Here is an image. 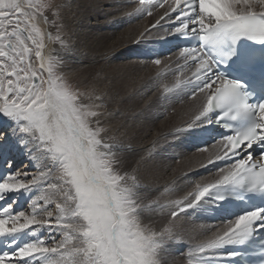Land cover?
<instances>
[{"label": "snow or ice", "instance_id": "obj_1", "mask_svg": "<svg viewBox=\"0 0 264 264\" xmlns=\"http://www.w3.org/2000/svg\"><path fill=\"white\" fill-rule=\"evenodd\" d=\"M166 2L161 0L159 7L164 8ZM143 6L144 0H140L137 11ZM64 7L55 0H27L26 4L23 0H0V114L16 123L21 143L31 142L41 165L31 179H17L21 176L17 172L0 182V201L8 193L43 188L31 201L30 213H15L12 205L0 210L5 214L0 218V237L41 228L63 236L59 241L51 237L52 246L41 240L2 254L0 264H163L166 246L182 235V214L197 208L210 192L236 186L264 193V153L257 158L251 154L255 146L264 148V103L251 109L239 91L242 85L214 74L213 61L202 48L179 51L178 59L185 64L191 61L195 67L193 76L198 83L191 96L205 94L194 109L190 129L211 122L209 116L218 108L224 109L221 119L252 115L254 122L220 140L223 151L215 154V159L210 156L208 164L226 160L230 165L217 170L214 182L197 183L182 199L173 201L168 216L154 228V222L146 218L152 209L144 201L137 175L127 171L120 158L131 145L118 136L110 137L113 142L109 143L101 135L106 129L99 126V117L108 102L117 98L93 89L88 94L92 104L78 103L84 93L58 74L54 68L58 62L43 54L45 34L37 22H48L44 15L48 10H54L53 16L60 19ZM67 7L70 10L71 4ZM147 14L151 15V10ZM165 17L174 25L168 35L196 36L205 45L223 37H247L264 43V0H171L160 19ZM159 23L157 20L153 27ZM57 39L65 50L73 51L71 37L69 41ZM178 87L179 82L166 85L164 91ZM136 90L132 88L129 96ZM4 138L0 133V141ZM152 203L159 205L158 200ZM226 225L213 237L195 243L188 256H199L198 264H202L218 249L243 244L254 232L264 230V209L248 212ZM236 255L231 253L228 258Z\"/></svg>", "mask_w": 264, "mask_h": 264}, {"label": "bare ground", "instance_id": "obj_2", "mask_svg": "<svg viewBox=\"0 0 264 264\" xmlns=\"http://www.w3.org/2000/svg\"><path fill=\"white\" fill-rule=\"evenodd\" d=\"M59 1L65 7L61 10L62 24L59 25L56 18V35L65 34L66 41L71 37L73 51L53 46L48 32L50 38L45 42L43 54L46 59L49 55L56 56L62 62V70L74 73L90 93L96 89L117 98L108 102L101 116L107 131L105 137L112 143L110 137L118 136L131 145L120 158L127 171H135L144 201L152 209L146 213V218L154 222L152 227L159 228L168 216L169 208L174 206L173 201L182 199L197 183L203 186L218 178V171L208 164V159L210 156L215 159V154L223 151L221 144L198 151H190L186 147L190 136L186 137L184 131L189 128V122L194 119V109L203 102L205 94L187 99L184 95H177V88L172 92L164 91L166 85L172 87L184 76L171 72L175 68L174 57L162 59L159 64L134 57L147 46L145 39H140L142 35L147 38L163 36L161 30L148 31L161 17L163 9H156L155 13L146 16L141 10L137 11L140 4L132 0ZM69 3L70 10L67 7ZM38 22L44 25L43 21ZM132 88L137 90L129 96ZM10 133L12 135L0 141V146L7 148L2 155H17L15 161L23 160L27 155L28 159L36 158L37 152L31 142L21 143V134ZM12 141L23 148L22 155L17 152L18 148L10 146ZM153 141H156L155 145ZM38 165L41 167L39 162ZM25 173L20 177L26 179ZM42 191L39 186L31 191H21L18 205L32 195L36 194L37 198ZM14 193L18 192L8 194ZM157 200L159 205H153L152 202ZM205 204L207 202L202 201L197 208L182 214V235L166 246L167 251L162 253L163 264H173V261L175 264H198L200 257L188 256V252L195 243L226 228L227 223H217L215 210L205 208ZM49 208L54 209V205H49ZM45 232L47 236L43 238L42 233ZM54 236L57 241L63 239L62 235L49 228H41L35 235L32 233L33 243L44 240L47 245L53 244L51 237ZM218 254H210L211 258L202 264L214 261Z\"/></svg>", "mask_w": 264, "mask_h": 264}, {"label": "rangeland", "instance_id": "obj_3", "mask_svg": "<svg viewBox=\"0 0 264 264\" xmlns=\"http://www.w3.org/2000/svg\"><path fill=\"white\" fill-rule=\"evenodd\" d=\"M24 1H26L25 2V4L27 3V0H24ZM33 2H36V0H33ZM55 2L57 3V4H60V1L59 0H55ZM54 10H48V11H45V13H44V15L48 18V22L47 23H45L44 22V25L42 26V25H40V23L39 22H37V26L40 28V30L45 34V40H44V48H45V42H46V40H48L49 38H50V35H51V38H52V40H51V43H52V45L53 46H56V47H60V49L61 50H63V47L61 46V44H60V41L57 39V37H60V38H62V39H64V37H66L65 36V34L64 35H56V32L58 31H55L56 29H57V19H56V17H54L53 16V14H52V12H53ZM51 16V17H50ZM60 24H62V20L61 19H59V25ZM51 26V27H50ZM45 27V28H44ZM47 30V31H46ZM49 32V34L50 35H48L47 33ZM55 32V33H54ZM59 33V32H58ZM55 36V37H54ZM29 44H30V42H28ZM44 50V49H43ZM65 50V49H64ZM48 58H51L53 61H56V62H58V63H56V64H54V68H55V70L58 72V74L61 76V77H63L64 78V80L68 83V84H70L74 89H76V90H78L79 92H81V93H84V95L81 97V99L78 101V103H82V104H85V105H88V104H92L93 103V100L92 99H90L89 98V91L87 90V88H86V86H85V84L84 83H80L81 82V80L80 79H78V78H76V76H75V74L74 73H68V72H64L63 70H62V67H61V64H62V62L59 60V59H57V57L55 56H53V55H49V57ZM33 59H35L34 58V56H33ZM124 59V58H123ZM154 64H156L155 62H153ZM37 66H38V62H37ZM98 103V102H97ZM96 118H93V120H95ZM99 119H100V124H99V126L100 127H102V128H104L105 129V124H104V121H103V119H102V117H99ZM16 127H17V125H16V123L12 120V119H10L9 117H7L6 115H4V114H0V133H2V134H4L5 136V138H4V140L6 139V138H8V136L11 134L12 135V133H10V132H13V131H15V129H16ZM12 130V131H11ZM106 132L107 131H105V132H103L101 135L103 136V138H104V140L106 141V142H108L109 141V143H111L110 142V140H108V138L107 137H105V135H106ZM15 134H18V132H16L15 131ZM13 137H15L14 136V134H13ZM106 138V139H105ZM10 139V138H9ZM5 145V144H4ZM4 145H3V147H4ZM10 146L12 147V146H14V147H16V148H18V150H17V152L18 151H20V155H22L23 153H24V150H23V148L22 147H19L17 144H16V142L15 141H12L11 143H10ZM7 149V148H6ZM6 149H3L1 146H0V155H2L4 152H5V150ZM3 151V152H2ZM9 155H11V160L13 161L16 157L15 156H17V155H13L12 153H10ZM28 157H29V155H27V157H24L23 158V160H21V159H19L18 161H11V163H10V165L12 166V165H15L16 166V168L14 169V171H15V173H17V172H20V174L22 175L23 174V172H27V177H26V179H31L33 176H35L37 173H38V171H39V165H38V161H37V159L36 158H29L28 159ZM18 162H21V163H18ZM18 163V164H17ZM17 164V165H16ZM28 166V167H27ZM15 173H13V174H15ZM12 174V175H13ZM21 178H23V177H19V179H21ZM23 192H18V193H14V194H11V195H16V197H17V199H19V197L21 196V194H22ZM8 195H10V194H8ZM7 195V196H8ZM36 195V194H35ZM35 195H32V196H30L27 200H25L24 202L26 203V202H28V204H27V206H26V210L24 211V212H26V213H30L31 212V208H30V204H31V201L35 198ZM17 206V205H16ZM15 206V207H16ZM30 211V212H29ZM36 229H34V231H35ZM33 230H32V233L34 232ZM37 231V230H36ZM35 231V232H36ZM44 235V236H43ZM32 236V235H31ZM42 236H43V238L44 237H46L47 235H46V232H45V234H43L42 233ZM42 238V239H43ZM33 241H34V239H33V237H32V243H33ZM49 246H52V243L50 242L49 244H48Z\"/></svg>", "mask_w": 264, "mask_h": 264}]
</instances>
